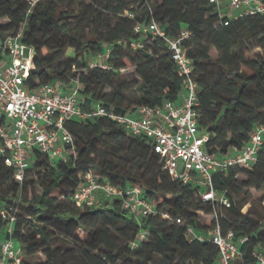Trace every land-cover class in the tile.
I'll return each instance as SVG.
<instances>
[{"label":"trees","instance_id":"obj_1","mask_svg":"<svg viewBox=\"0 0 264 264\" xmlns=\"http://www.w3.org/2000/svg\"><path fill=\"white\" fill-rule=\"evenodd\" d=\"M2 19L0 44L22 24L20 40L33 48L26 87L58 82L68 92L78 80L81 110L101 105L118 114L176 101L183 91V76L163 39L135 33L134 26L154 20L172 37L186 29L190 35L182 43L197 84L206 149L218 154L242 149L253 127L264 124V14L220 16L210 0H39L30 11L26 0H0ZM104 48L110 50L108 68H88L87 59ZM67 49L73 54L65 56ZM128 67L134 71L125 76L121 70ZM65 126L75 155L50 160L37 152L21 183L0 155V209L17 206L12 237L22 250V264H215L219 251L207 231L216 224L236 240L245 238L234 264L252 263L253 253L264 250V206L252 216L248 192L252 188L264 196V140L250 168L231 166L213 175L214 188L231 200L220 209L224 213L214 214L193 185L169 176L144 137L104 116L72 118ZM88 168L117 188L138 189L169 218L136 219L120 198L76 206L78 173ZM244 189L237 206L233 193ZM199 212L210 214V220L199 223ZM7 224L0 215V234L6 235ZM187 227L195 237L187 236ZM142 229L147 235L137 239ZM68 240L76 246H67Z\"/></svg>","mask_w":264,"mask_h":264},{"label":"built area","instance_id":"obj_2","mask_svg":"<svg viewBox=\"0 0 264 264\" xmlns=\"http://www.w3.org/2000/svg\"><path fill=\"white\" fill-rule=\"evenodd\" d=\"M26 1L30 11L39 0ZM210 1L215 3L220 16L223 15L222 3L238 11V16L264 14L263 0ZM22 29L21 24L0 44V155L4 163L12 168L16 181H23L37 152L50 160L66 161L69 156L75 155L74 139L65 126L66 121L104 116L121 125L126 133L144 137L158 154L169 176L193 185L196 195L212 205L214 214L217 209L230 206L231 200L226 191L214 188L213 175L226 173L231 166L250 168L256 162L264 140V124L253 127L242 149H231L226 154L206 149L207 135L198 125L197 84L191 76V61L182 43L190 35L188 30L182 29L172 37L167 36L154 20L134 26L135 33H149L163 39L179 75L183 76V91L176 101L165 100L159 106L138 107L133 114H118L101 105L90 111L81 110L82 86L78 80L68 92H63L58 82L40 83L32 89L26 87L24 81L32 66L33 48L20 40ZM109 53V48H104L91 56L87 59V67L108 68ZM78 177L79 184L73 193L76 206H96L104 200L120 198L122 208L136 219L148 215L169 218L167 212L157 211L136 188H117L90 168L79 171ZM16 210L17 206L0 209V215L8 222L6 235L0 238V264H22L23 261L22 250L12 237ZM176 222L183 224L180 218H176ZM146 235L147 231L142 229L136 238L143 239ZM187 236L195 237L191 227H187ZM207 237L219 251L215 264H234L240 257L239 245L245 238L234 239L231 230L222 231L218 224L207 231ZM253 256L254 262L249 264H264V250H256Z\"/></svg>","mask_w":264,"mask_h":264},{"label":"rangeland","instance_id":"obj_3","mask_svg":"<svg viewBox=\"0 0 264 264\" xmlns=\"http://www.w3.org/2000/svg\"><path fill=\"white\" fill-rule=\"evenodd\" d=\"M221 9H222V13L224 15H227L229 17H234L238 14V11L236 10H231L229 8H227L226 4L225 3H222L220 5ZM0 22H5V19H2ZM73 54V50L71 49H67L66 53H65V56H68V55H71ZM210 54L212 56V58H214L217 54L216 50L211 48L210 49ZM134 71V69L132 67H128V68H125V69H122L121 72L123 75L125 76H128L129 74H131L132 72ZM129 96L132 98V99H136V95L133 94V92H128ZM236 178L238 180H240V178H243V175L242 174H237L236 175ZM246 189L242 190L241 194H236V193H233V198H234V203L239 206L242 199H243V192L245 191ZM248 192H249V199L252 200L251 202L253 203V207L251 208V215L254 216V217H258V215L261 213V208L260 206H264V196L262 195L261 192H258V191H255L254 189L252 188H249L248 189ZM250 207V203H245L244 205H242L240 207L241 209V212H246ZM220 211L222 213H224V210H217V212ZM211 218V215L210 214H205V213H201L199 212L198 213V222L199 223H207L208 220H210ZM0 236H4L3 234H0ZM67 246L73 248V246H76L75 243H73L72 241H67ZM42 259V257H41Z\"/></svg>","mask_w":264,"mask_h":264}]
</instances>
